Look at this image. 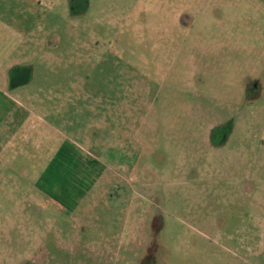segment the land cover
I'll use <instances>...</instances> for the list:
<instances>
[{
	"label": "rangeland",
	"instance_id": "rangeland-1",
	"mask_svg": "<svg viewBox=\"0 0 264 264\" xmlns=\"http://www.w3.org/2000/svg\"><path fill=\"white\" fill-rule=\"evenodd\" d=\"M4 6L0 264H264V0Z\"/></svg>",
	"mask_w": 264,
	"mask_h": 264
},
{
	"label": "crops",
	"instance_id": "crops-1",
	"mask_svg": "<svg viewBox=\"0 0 264 264\" xmlns=\"http://www.w3.org/2000/svg\"><path fill=\"white\" fill-rule=\"evenodd\" d=\"M14 15L11 8L7 6L0 8V65H4L8 60L12 67L19 65L16 59L11 60L10 55L12 54L13 47L22 46L23 36L21 31L22 27L14 25V21L6 19L5 16ZM20 31V34L18 33ZM19 34V35H18ZM16 35V36H14ZM14 36V37H13ZM15 67V68H16ZM13 68V69H15Z\"/></svg>",
	"mask_w": 264,
	"mask_h": 264
},
{
	"label": "flooded vegetation",
	"instance_id": "flooded-vegetation-1",
	"mask_svg": "<svg viewBox=\"0 0 264 264\" xmlns=\"http://www.w3.org/2000/svg\"><path fill=\"white\" fill-rule=\"evenodd\" d=\"M246 92H247V89H246Z\"/></svg>",
	"mask_w": 264,
	"mask_h": 264
}]
</instances>
